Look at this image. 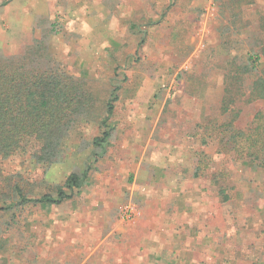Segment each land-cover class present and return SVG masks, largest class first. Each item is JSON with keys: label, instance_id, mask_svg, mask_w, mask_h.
<instances>
[{"label": "rangeland", "instance_id": "374dc122", "mask_svg": "<svg viewBox=\"0 0 264 264\" xmlns=\"http://www.w3.org/2000/svg\"><path fill=\"white\" fill-rule=\"evenodd\" d=\"M226 1L0 0L1 53L44 39L100 97L111 83L123 87L92 182L62 205L26 208L18 237L0 247V264H264V167L198 134L219 116L229 54L248 34L264 44V0L244 2L237 14ZM238 105L239 127H250L260 111L264 123V100ZM96 135L94 124L80 127L65 159L49 168L20 156L6 169L18 168L36 192L54 191L86 168V140ZM223 182L232 186L229 200L215 185ZM109 194L137 215L98 231ZM95 248L122 262L97 263Z\"/></svg>", "mask_w": 264, "mask_h": 264}, {"label": "trees", "instance_id": "16d2710c", "mask_svg": "<svg viewBox=\"0 0 264 264\" xmlns=\"http://www.w3.org/2000/svg\"><path fill=\"white\" fill-rule=\"evenodd\" d=\"M246 1L251 0H227L224 5L237 14L235 11ZM259 42L258 37L248 34L246 43L229 54L222 71L224 92L217 108L219 116L207 126H200L198 132L204 143L218 141L253 168L264 167L262 112L248 128L236 123L239 103L264 100V44L261 47ZM243 46L246 48L242 50ZM117 79L111 81H120ZM88 83L84 76L70 74L44 39L36 40L19 54L0 52V247L6 249L12 237L18 235L26 208L62 205L74 191L87 185L96 162L107 152L122 81L111 83L103 98ZM92 124L99 135L86 140L92 146L86 168L71 173L54 191L36 192L18 168L6 169L5 163L16 162L20 156L39 168L61 163L71 135L83 125ZM219 175L223 176L221 170L216 172ZM215 185L218 193L229 200L231 184Z\"/></svg>", "mask_w": 264, "mask_h": 264}, {"label": "crops", "instance_id": "0c3cea01", "mask_svg": "<svg viewBox=\"0 0 264 264\" xmlns=\"http://www.w3.org/2000/svg\"><path fill=\"white\" fill-rule=\"evenodd\" d=\"M122 89H123V87L120 90H122ZM119 94H120V98H121V91ZM120 98H119V100H120ZM100 159L96 163H98L100 161ZM94 169L97 170V168H94ZM90 179H91V177H89L87 186H89L90 182H92V180H90ZM102 184L104 185L103 190L108 194V192L110 190L108 177H105V181L102 182ZM101 199L103 201V208L101 210V214L103 215V217H102L101 223L96 225V226L101 225L100 228L98 229V231L102 230L103 232H105V231L115 230L116 229V227H115L116 220L118 217H120L121 219L125 218V219L129 220L125 215V209H124L125 207L122 208L123 205H121V203H122L121 197L117 196V198H116V197H114V195L109 194L107 196L106 195L102 196ZM68 200L69 199L65 200V202ZM65 202H63V203H65ZM121 230L126 232L129 229L123 228V227L118 228V231H121ZM95 244H97V243L95 242ZM95 246L98 247V245H95ZM96 251L97 250L95 248V251H94L95 254H96ZM103 256H104V254H101L99 252L98 254H96L95 261L97 263L98 262H101V263H119V262H122L121 259L117 255H115V257L109 258V259H106V258L104 259V258H102Z\"/></svg>", "mask_w": 264, "mask_h": 264}, {"label": "built area", "instance_id": "2783aa9c", "mask_svg": "<svg viewBox=\"0 0 264 264\" xmlns=\"http://www.w3.org/2000/svg\"><path fill=\"white\" fill-rule=\"evenodd\" d=\"M125 215L128 219H133L137 215V210L135 206L129 205L125 207Z\"/></svg>", "mask_w": 264, "mask_h": 264}]
</instances>
